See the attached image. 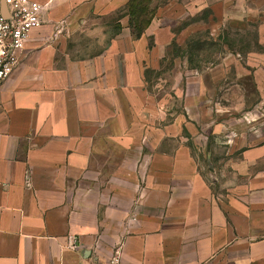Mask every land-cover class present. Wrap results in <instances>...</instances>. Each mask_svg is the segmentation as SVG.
<instances>
[{
	"label": "crops",
	"instance_id": "1",
	"mask_svg": "<svg viewBox=\"0 0 264 264\" xmlns=\"http://www.w3.org/2000/svg\"><path fill=\"white\" fill-rule=\"evenodd\" d=\"M38 1L0 89V264H264V49L200 66L164 9L136 35L129 0ZM224 4L207 28L194 2L185 36L236 30L247 15ZM109 17L89 28L110 34L100 51L67 53ZM164 64L158 95L147 72Z\"/></svg>",
	"mask_w": 264,
	"mask_h": 264
},
{
	"label": "rangeland",
	"instance_id": "2",
	"mask_svg": "<svg viewBox=\"0 0 264 264\" xmlns=\"http://www.w3.org/2000/svg\"><path fill=\"white\" fill-rule=\"evenodd\" d=\"M221 1L222 2H220V0H207L211 6H206V8L200 11V16H203L206 20L204 25H206L207 28L215 22L213 19L215 13L219 10L222 11L226 5H229H225L224 1L225 3H232L236 6V11L246 14L247 17L244 18V22L239 21L232 23V25H234L233 27H236V30H230V33L220 34L218 37L217 35H209L206 30L205 33L196 35V38L199 36V40L187 38L185 36L186 30H184V28H186L189 24H192L190 27H194V22L197 21L198 13H196V10L193 9L192 4L194 2H198V0H132L130 10H132L135 16L141 13V20L144 22L150 18V15L153 13L155 8H161V10L164 9V12L168 17L173 20H178V26L181 31L177 36V41L183 42L186 39V52L190 55L194 62L201 59L200 64L201 62H204L205 64L211 61L213 62L219 55L222 54V50H225L227 47L232 50H242L246 47H252L255 51H259L261 49L263 50L264 48L260 47L255 42L257 41L255 29L258 26H263L264 24V0ZM219 3H221V5ZM214 7H218L219 10H216L217 8L214 9ZM106 24H109L111 28H115L114 18L109 17L88 20L85 25L87 27L86 33H78L70 36L67 53L74 58H83L100 51V49L107 43L110 34L91 32L92 29L89 28H92V26L104 27ZM225 24L227 23L225 22ZM224 30L227 31L226 29ZM172 52H174V54H180L181 48L174 47ZM202 64L200 66H202ZM167 65L168 64L163 65L162 72L160 70L156 71L157 73L154 72L155 70L153 72H147V76L152 78V81L149 83L148 90L156 92L158 95L164 94L167 88L165 86L166 72H164V70ZM159 75H162L161 78H159Z\"/></svg>",
	"mask_w": 264,
	"mask_h": 264
},
{
	"label": "built area",
	"instance_id": "3",
	"mask_svg": "<svg viewBox=\"0 0 264 264\" xmlns=\"http://www.w3.org/2000/svg\"><path fill=\"white\" fill-rule=\"evenodd\" d=\"M5 10L0 9V89L21 61L25 44L33 29L42 25L44 5L38 0H4ZM259 112L246 111L243 119L251 130ZM111 264H122L113 260Z\"/></svg>",
	"mask_w": 264,
	"mask_h": 264
},
{
	"label": "trees",
	"instance_id": "4",
	"mask_svg": "<svg viewBox=\"0 0 264 264\" xmlns=\"http://www.w3.org/2000/svg\"><path fill=\"white\" fill-rule=\"evenodd\" d=\"M131 2H132V0H129L127 2V5H126L128 14L130 16V25L133 28L135 34L139 35L140 33L143 32L144 28L147 26L150 18H148L146 21L143 22L141 20V13L137 14V16H135L134 13L132 12V10H130ZM150 17H151V15H150Z\"/></svg>",
	"mask_w": 264,
	"mask_h": 264
},
{
	"label": "water",
	"instance_id": "5",
	"mask_svg": "<svg viewBox=\"0 0 264 264\" xmlns=\"http://www.w3.org/2000/svg\"><path fill=\"white\" fill-rule=\"evenodd\" d=\"M0 9H1L2 11L5 10L4 0H0Z\"/></svg>",
	"mask_w": 264,
	"mask_h": 264
}]
</instances>
